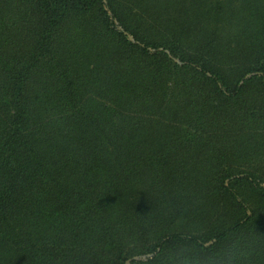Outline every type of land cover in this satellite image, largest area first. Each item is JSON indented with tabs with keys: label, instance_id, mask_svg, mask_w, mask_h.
Masks as SVG:
<instances>
[{
	"label": "trees",
	"instance_id": "obj_1",
	"mask_svg": "<svg viewBox=\"0 0 264 264\" xmlns=\"http://www.w3.org/2000/svg\"><path fill=\"white\" fill-rule=\"evenodd\" d=\"M170 1L0 0V264H264V0Z\"/></svg>",
	"mask_w": 264,
	"mask_h": 264
},
{
	"label": "rangeland",
	"instance_id": "obj_2",
	"mask_svg": "<svg viewBox=\"0 0 264 264\" xmlns=\"http://www.w3.org/2000/svg\"><path fill=\"white\" fill-rule=\"evenodd\" d=\"M200 1L201 0L199 1L198 0H172L170 1V4H169V7L171 10L170 9L168 10L170 13L179 12V13H182V15L189 17L193 11H195L196 9L200 7V4H199ZM245 1L247 0H234L233 5L235 6V10L237 11L238 9H241L242 7H244ZM252 1H256V0H252ZM195 6H198V7L194 9ZM222 27H225L227 29L226 33H229V32L235 33V30L237 29L236 27L231 28V26L228 25L227 23L223 24ZM226 29L224 30V32L226 31ZM190 49L191 51L198 50L197 47H192ZM249 63L250 61L247 59L246 56L244 55L242 56L241 51H240V54L238 55L237 60H233V62L229 63V66L227 69V71L230 72L229 75H232V76H229L230 82L236 83L237 81L236 75L238 76L242 73L244 69L245 70L248 69Z\"/></svg>",
	"mask_w": 264,
	"mask_h": 264
},
{
	"label": "water",
	"instance_id": "obj_3",
	"mask_svg": "<svg viewBox=\"0 0 264 264\" xmlns=\"http://www.w3.org/2000/svg\"><path fill=\"white\" fill-rule=\"evenodd\" d=\"M126 35L128 36V38H129L130 41L134 42L133 37H131V36L128 35L127 33H126ZM248 77H250V75H249ZM145 258H146V257H143V258L135 257L134 260H140V259H145ZM127 264H131V260H129V261L127 262Z\"/></svg>",
	"mask_w": 264,
	"mask_h": 264
}]
</instances>
